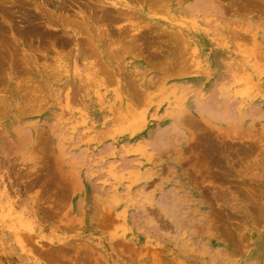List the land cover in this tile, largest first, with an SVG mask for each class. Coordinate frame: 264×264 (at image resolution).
Segmentation results:
<instances>
[{
	"label": "rangeland",
	"instance_id": "374dc122",
	"mask_svg": "<svg viewBox=\"0 0 264 264\" xmlns=\"http://www.w3.org/2000/svg\"><path fill=\"white\" fill-rule=\"evenodd\" d=\"M0 264H264V0H0Z\"/></svg>",
	"mask_w": 264,
	"mask_h": 264
},
{
	"label": "crops",
	"instance_id": "0c3cea01",
	"mask_svg": "<svg viewBox=\"0 0 264 264\" xmlns=\"http://www.w3.org/2000/svg\"><path fill=\"white\" fill-rule=\"evenodd\" d=\"M202 104H203L204 108L201 110V112H206L207 111L206 105L204 103H202ZM206 113L209 115V117H211L213 119L226 118V117H222V115H220L218 113H213V112H210V111H208Z\"/></svg>",
	"mask_w": 264,
	"mask_h": 264
},
{
	"label": "bare ground",
	"instance_id": "6f19581e",
	"mask_svg": "<svg viewBox=\"0 0 264 264\" xmlns=\"http://www.w3.org/2000/svg\"><path fill=\"white\" fill-rule=\"evenodd\" d=\"M16 2V1H15ZM2 5V4H1Z\"/></svg>",
	"mask_w": 264,
	"mask_h": 264
}]
</instances>
